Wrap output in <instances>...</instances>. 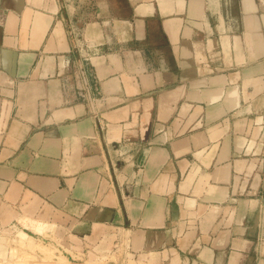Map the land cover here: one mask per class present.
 Segmentation results:
<instances>
[{
	"label": "crops",
	"instance_id": "crops-1",
	"mask_svg": "<svg viewBox=\"0 0 264 264\" xmlns=\"http://www.w3.org/2000/svg\"><path fill=\"white\" fill-rule=\"evenodd\" d=\"M14 227L10 264H264V0H0Z\"/></svg>",
	"mask_w": 264,
	"mask_h": 264
},
{
	"label": "rangeland",
	"instance_id": "rangeland-1",
	"mask_svg": "<svg viewBox=\"0 0 264 264\" xmlns=\"http://www.w3.org/2000/svg\"><path fill=\"white\" fill-rule=\"evenodd\" d=\"M26 226H22V227H20L21 229H23V228H25ZM19 228V229H20ZM12 229H16L15 231H8L7 233V237L6 238H4V239H2L1 240V243H0V246H1V249L2 250H0V253H2V255H3V257H4V259L1 261L0 260V264H10L9 263V261H8V258H7V256H8V253H9V249L11 250L10 252L12 253V255L14 256L15 255V253H20V250L21 251H24V239H26V235H24L23 233H21V232H19V229L18 228H12ZM20 229V230H21ZM27 229H28V227H27ZM36 231H39L38 229L36 230ZM17 232H19V234H18V241H19V239H20V242H19V245L17 246L16 244L18 243V242H16V244H15V242H13V243H11V241L9 242L8 241V238H9V240L11 239H13L14 238V236H9L10 234H15V233H17ZM24 232L25 233H27V234H29V235H31L32 236V234L30 233V231L29 230H25L24 229ZM40 232V231H39ZM16 239V238H15ZM36 242H38V241H36ZM39 243V242H38ZM9 246V247H8ZM21 246H22V248H21ZM15 248H17V249H15ZM19 248H20V250H19ZM15 251V252H14ZM22 256H20V258L18 257V259H17V261H16V263H13V264H36V262H37V259H36V261H32L31 263H30V261H31V258H27L26 257V255L25 254H21ZM49 255H52L51 253H49ZM12 264V263H11Z\"/></svg>",
	"mask_w": 264,
	"mask_h": 264
}]
</instances>
